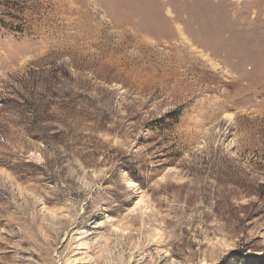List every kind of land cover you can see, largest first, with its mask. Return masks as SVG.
Returning <instances> with one entry per match:
<instances>
[{"label": "rangeland", "instance_id": "374dc122", "mask_svg": "<svg viewBox=\"0 0 264 264\" xmlns=\"http://www.w3.org/2000/svg\"><path fill=\"white\" fill-rule=\"evenodd\" d=\"M0 264H264V0H0Z\"/></svg>", "mask_w": 264, "mask_h": 264}, {"label": "bare ground", "instance_id": "6f19581e", "mask_svg": "<svg viewBox=\"0 0 264 264\" xmlns=\"http://www.w3.org/2000/svg\"><path fill=\"white\" fill-rule=\"evenodd\" d=\"M134 186L133 183H131V187Z\"/></svg>", "mask_w": 264, "mask_h": 264}]
</instances>
